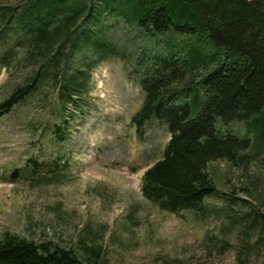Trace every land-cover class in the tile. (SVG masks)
<instances>
[{
    "label": "trees",
    "instance_id": "1",
    "mask_svg": "<svg viewBox=\"0 0 264 264\" xmlns=\"http://www.w3.org/2000/svg\"><path fill=\"white\" fill-rule=\"evenodd\" d=\"M2 9L0 46L25 43L23 62L31 72L0 102V118L46 87L56 89L61 107L59 122L47 128L44 161L26 162L31 174L44 170L50 184L71 165L74 115L68 107L78 104L86 74L75 70L63 81L57 76L86 50L100 62L119 56L129 63L128 77L144 95L131 119L140 139L151 118L167 127L162 158L141 177L147 202L171 215L199 216L205 200L218 195L209 165L223 161L243 173L257 163V179L249 181L264 204V0H32ZM106 16L150 45L126 56L105 38ZM236 201L248 203L229 200ZM250 205L240 219L248 239L235 247L236 264H264V211ZM83 240L75 250L7 231L0 238V264H105L99 248Z\"/></svg>",
    "mask_w": 264,
    "mask_h": 264
},
{
    "label": "rangeland",
    "instance_id": "2",
    "mask_svg": "<svg viewBox=\"0 0 264 264\" xmlns=\"http://www.w3.org/2000/svg\"><path fill=\"white\" fill-rule=\"evenodd\" d=\"M31 1L0 0V19L3 7L22 8ZM103 22L105 38L126 56L150 45L110 16ZM25 48L22 41L0 46V102L30 75L29 64L23 62ZM118 57L100 62L82 50L71 68L57 76L63 81L75 70L86 74L78 104L68 107L74 115L68 145L72 162L59 171V177L65 176L59 181L47 184L44 170L31 174L26 166L29 159L44 161L40 154L50 144L47 128L61 114L56 89L46 87L0 118V238L9 231L75 250L82 238L99 248L105 264H236L235 247L248 239L240 219L252 209L250 204L264 211L261 190L250 185L257 179V163L247 173L223 161L210 164L218 195L205 200L199 216L171 215L147 202L141 177L162 158L170 135L151 118L144 137H138L131 119L144 95L128 77L129 63ZM15 169L19 173L10 180ZM230 198L248 203H230Z\"/></svg>",
    "mask_w": 264,
    "mask_h": 264
}]
</instances>
